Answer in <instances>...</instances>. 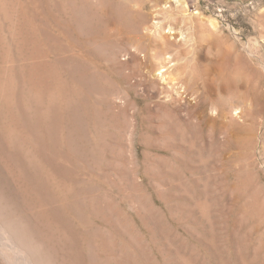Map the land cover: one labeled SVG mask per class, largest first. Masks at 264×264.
I'll return each instance as SVG.
<instances>
[{"label": "rangeland", "instance_id": "1", "mask_svg": "<svg viewBox=\"0 0 264 264\" xmlns=\"http://www.w3.org/2000/svg\"><path fill=\"white\" fill-rule=\"evenodd\" d=\"M0 264H264V0H0Z\"/></svg>", "mask_w": 264, "mask_h": 264}, {"label": "bare ground", "instance_id": "2", "mask_svg": "<svg viewBox=\"0 0 264 264\" xmlns=\"http://www.w3.org/2000/svg\"><path fill=\"white\" fill-rule=\"evenodd\" d=\"M9 243V242H8Z\"/></svg>", "mask_w": 264, "mask_h": 264}]
</instances>
